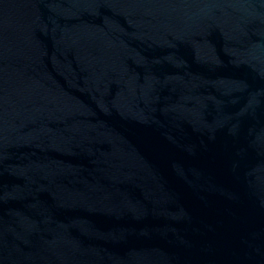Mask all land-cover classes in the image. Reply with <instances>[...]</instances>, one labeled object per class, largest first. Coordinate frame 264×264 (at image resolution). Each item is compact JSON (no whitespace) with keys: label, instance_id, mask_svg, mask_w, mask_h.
Masks as SVG:
<instances>
[{"label":"water","instance_id":"95a60500","mask_svg":"<svg viewBox=\"0 0 264 264\" xmlns=\"http://www.w3.org/2000/svg\"><path fill=\"white\" fill-rule=\"evenodd\" d=\"M0 264H264V0H0Z\"/></svg>","mask_w":264,"mask_h":264}]
</instances>
